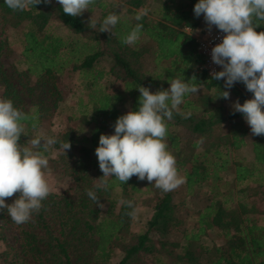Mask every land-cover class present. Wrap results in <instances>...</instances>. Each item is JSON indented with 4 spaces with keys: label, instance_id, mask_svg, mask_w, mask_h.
Here are the masks:
<instances>
[{
    "label": "trees",
    "instance_id": "16d2710c",
    "mask_svg": "<svg viewBox=\"0 0 264 264\" xmlns=\"http://www.w3.org/2000/svg\"><path fill=\"white\" fill-rule=\"evenodd\" d=\"M122 2L126 13L111 35L100 29L115 10L99 0L89 8L101 10L95 28L88 27L85 13L65 15L57 0L24 11H13L0 0V27L21 28V62L26 68H14L15 76L1 60L9 41L0 40V99H10L27 117L22 121V147L51 111L62 112L57 77L71 71L84 80V92L68 107L67 128L56 138L58 148L68 140L70 150L65 154L62 149L64 157L58 159L50 156L49 146L36 148L48 159L45 170L68 177L74 187L71 192L51 191L25 224L17 225L6 210L0 211V257L5 264H110L119 252L117 264H264V209L249 193L264 187V135L251 136V159L239 156L247 145L242 114L227 111L224 99L216 98L219 89L225 90L224 81L200 70L203 57L186 31L204 19L194 15L198 0H152L149 7L147 0ZM144 8L148 14L137 21ZM53 22L71 36L55 33ZM137 23L150 45L122 43ZM259 23L256 31H264V21ZM193 75L206 93L186 95L179 113L166 120L167 150L185 183L164 192L147 179L133 176L122 184L113 176L105 178V188L95 149L101 134H114L112 125L119 116L138 109L137 87L155 93L168 89L172 79L188 82ZM115 83L120 87L113 88ZM229 91L241 104L253 98L242 82ZM178 126L188 135L176 133ZM88 190L97 194L99 204L108 202L105 209L88 198ZM181 191L190 205L185 199L175 201ZM145 207L150 214L142 220ZM8 230L11 243L6 240Z\"/></svg>",
    "mask_w": 264,
    "mask_h": 264
},
{
    "label": "clouds",
    "instance_id": "9594fccd",
    "mask_svg": "<svg viewBox=\"0 0 264 264\" xmlns=\"http://www.w3.org/2000/svg\"><path fill=\"white\" fill-rule=\"evenodd\" d=\"M4 3L13 11H24L41 3L51 4L52 0H4ZM57 3L65 15L78 17L89 11L96 0H57ZM148 11L142 9L135 19L141 20ZM193 11L197 18L203 15L209 32L215 26L225 34L211 49L212 62L222 70H213L210 76L212 80H223L225 89H219L216 98L229 99V90L235 83L242 82L246 90L253 93V98L243 104L239 99L233 102V114H242L253 136L264 135V31H256L261 25L259 22L264 21V0H198ZM119 22L116 12L109 13L102 21L100 32L112 35V29ZM88 27L95 28L92 18ZM141 32L142 25L137 23L122 38V43L135 45ZM169 83L168 89L155 93L148 87H137L140 93L138 109L129 110L116 119L112 125L114 134L100 135L95 154L103 173L99 179L105 188V178L113 176L122 184H127L133 176L140 181L147 179L164 192L185 183L186 178L177 170L175 157L167 150L166 120L172 119L174 111L179 113L186 95L198 94L204 84L198 83L195 75L188 82L178 77ZM25 119V114L16 109L10 99H0V211L6 210L17 225L29 222L52 191L44 171L48 168V159L19 143ZM55 142L49 138L47 145ZM31 143L38 147L41 140L33 139ZM61 148L66 154L71 143L67 140ZM17 193L18 197L11 204L6 203V198ZM86 195L99 207H104L94 191L88 190ZM124 203L132 206L131 201Z\"/></svg>",
    "mask_w": 264,
    "mask_h": 264
},
{
    "label": "rangeland",
    "instance_id": "374dc122",
    "mask_svg": "<svg viewBox=\"0 0 264 264\" xmlns=\"http://www.w3.org/2000/svg\"><path fill=\"white\" fill-rule=\"evenodd\" d=\"M99 1L106 3L107 6L109 5L112 6V8L115 10V12L119 16H123V14L126 13V6L123 4L122 0H99ZM151 3H152V0H147L146 2L147 7L151 6ZM84 13L89 20L92 18L95 24L101 16V10L98 7H95L91 11H85ZM52 29L55 33L63 37L71 36L70 32L66 28H64L63 26L57 23H54V22L52 23ZM21 38H22L21 28L2 29L0 27V40L5 39L9 41L8 51L4 50V55L2 56L1 60H2L3 66L7 69L8 73L11 76H15L14 68H17V69L26 68V65L23 64V62H21L22 60ZM150 44L151 42L145 36H142L137 43V45L139 46H148ZM101 65L105 66L106 63L103 62ZM148 66L151 68V64H148ZM56 87L62 97V100L60 102L61 109H63L62 112L60 114H57L51 111L50 112L51 115H48L44 119H42V123H40L38 127L32 131V136H31L32 139L28 142L26 146L28 148H31L33 151H36L37 147L33 146L31 141L33 139H40L42 145L49 146L51 157H54V158L56 157L58 159H61L64 157L62 149L58 148V146L56 145V142L52 145H47V140L51 138L56 141L57 136L67 128L65 118L69 110L68 107L75 106L77 98L81 95L82 92H84V89H83L84 80L82 77H79L76 73H73L71 71H65L64 73L60 74L57 77ZM112 87L119 88L120 85L118 83H115V84H112ZM205 93L206 91L201 89L198 94H191L190 97L204 95ZM236 100H237V97L232 92H230L229 99L223 100V104L227 111L233 112L231 105ZM240 121L247 129V135H246L247 145L242 150L239 151V156L244 157L246 159H251L252 158V154L250 151V138L252 136L251 129L249 125L246 123V121L244 120L243 116L240 118ZM174 130L176 131V133H178L181 136L188 135L187 131H185V129L182 126L175 127ZM44 171H45L46 179L48 180L53 192L60 193V192H71L72 191L74 187V183L68 177L54 174L51 171H46V170ZM179 187L174 190L179 189ZM249 193L252 194V197H251L252 200H254L261 209H264V187L259 188L255 194H253L254 191H251V190L249 191ZM184 199L186 200V205H190V200H188L185 197V194L182 193V191L176 194L175 196V201H180ZM107 204L108 202L105 201L104 209L106 208ZM149 210L150 209L148 207L143 208V210L141 211L142 220L145 219L147 216H149L150 214ZM6 240L9 243L12 242L13 240L12 231H9V230L7 231ZM208 241H209L208 239L204 240L205 243H208ZM1 249H2V245L0 246V252H1ZM119 258H120V253L117 252L114 255L113 259L111 260L110 264H117ZM0 264H5V261H3L1 257H0Z\"/></svg>",
    "mask_w": 264,
    "mask_h": 264
},
{
    "label": "built area",
    "instance_id": "2783aa9c",
    "mask_svg": "<svg viewBox=\"0 0 264 264\" xmlns=\"http://www.w3.org/2000/svg\"><path fill=\"white\" fill-rule=\"evenodd\" d=\"M186 31L190 33V35L196 41L197 50L203 57L200 70L204 71L209 76L213 70L221 71L222 67L215 65L211 60V49L222 41V38L225 34L218 30L215 26H213L209 32L204 19L200 21V24L197 28H186Z\"/></svg>",
    "mask_w": 264,
    "mask_h": 264
}]
</instances>
